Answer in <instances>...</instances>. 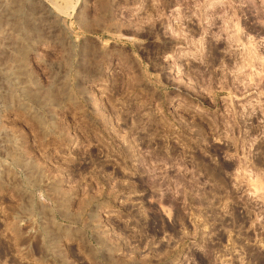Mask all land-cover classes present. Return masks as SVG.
<instances>
[{
    "label": "rangeland",
    "instance_id": "rangeland-1",
    "mask_svg": "<svg viewBox=\"0 0 264 264\" xmlns=\"http://www.w3.org/2000/svg\"><path fill=\"white\" fill-rule=\"evenodd\" d=\"M0 264H264V0H0Z\"/></svg>",
    "mask_w": 264,
    "mask_h": 264
},
{
    "label": "flooded vegetation",
    "instance_id": "flooded-vegetation-1",
    "mask_svg": "<svg viewBox=\"0 0 264 264\" xmlns=\"http://www.w3.org/2000/svg\"><path fill=\"white\" fill-rule=\"evenodd\" d=\"M213 58H219V57H213ZM211 62H209V64H210ZM212 64V63H211ZM197 167V170L200 168V167H202V166H196ZM199 167V168H198ZM179 194H184V192L183 191H181V192H179ZM195 198H193V200L194 199H196V198H199L198 197V195H197V193H196V190H195V192H194V195H193ZM251 209L250 208H248V211H250ZM261 214V213H260ZM261 216V215H260Z\"/></svg>",
    "mask_w": 264,
    "mask_h": 264
},
{
    "label": "bare ground",
    "instance_id": "bare-ground-1",
    "mask_svg": "<svg viewBox=\"0 0 264 264\" xmlns=\"http://www.w3.org/2000/svg\"><path fill=\"white\" fill-rule=\"evenodd\" d=\"M249 50V49H248ZM253 54V53H252ZM248 56V55H247ZM253 56V55H252ZM258 56V55H257ZM253 58V57H252Z\"/></svg>",
    "mask_w": 264,
    "mask_h": 264
}]
</instances>
